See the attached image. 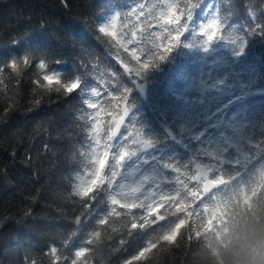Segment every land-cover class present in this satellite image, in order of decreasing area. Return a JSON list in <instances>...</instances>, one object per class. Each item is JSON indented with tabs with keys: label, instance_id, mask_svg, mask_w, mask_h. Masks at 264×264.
I'll use <instances>...</instances> for the list:
<instances>
[{
	"label": "trees",
	"instance_id": "obj_1",
	"mask_svg": "<svg viewBox=\"0 0 264 264\" xmlns=\"http://www.w3.org/2000/svg\"><path fill=\"white\" fill-rule=\"evenodd\" d=\"M137 2L142 0H67L66 4L63 0H0V62L28 55L37 62L46 60L49 71L71 78L83 73L79 60L82 50L87 49L93 63L95 58L99 59L102 70L122 73L112 67V50L106 38L101 36L96 40V24L106 20L112 12ZM148 2L156 3L157 0ZM217 2L234 10L231 22L235 23L243 21L246 5L255 8L261 0ZM230 38L226 31L224 37L206 44L199 33L198 22L193 21L166 58L142 74L150 84L149 98L142 104L146 114L177 117L178 131L188 116L193 117L192 130L186 140L192 151L180 156L179 164L192 160L190 154H195L196 149L203 153L219 148L226 159L237 155L235 150L225 153L219 142L220 134L210 127L206 129L200 121L204 116L201 93L206 76L223 82L230 92L224 108L214 106L215 113L220 112L225 123H242L256 135L264 125V33L246 34L243 51ZM57 60L59 64L55 63ZM171 60L178 61L176 69H167ZM199 61L210 64L198 70ZM22 71L25 74L19 85L13 78L14 73L6 72L0 77L4 81L0 84V264H31L32 261L49 264V259L43 255L47 247L59 242L66 230H75L66 203L68 179L75 167L68 159V150L73 144L79 146L85 137L78 127L82 122L76 119L83 97L77 98L74 94L58 99L55 93L35 88L33 81L42 76V70L33 65L22 66ZM121 79L126 85V76ZM190 81L197 84L194 92H187ZM111 83L114 86V80ZM129 96L133 94L129 92ZM41 97V105L37 108L35 101ZM9 106L15 111L6 114ZM44 144H49L53 151L44 153ZM230 147L235 149L234 145ZM29 152L33 156L31 164L25 159ZM4 168H7L6 173H3ZM148 173L143 170L144 175ZM169 180L162 182L161 187L171 183ZM213 195L219 199L224 192L198 194L195 201L186 197L185 202L190 205L188 211L193 215L181 227L175 244L153 250L150 264H188L189 253L202 243L192 230H201L198 227L201 217L207 219L204 206L211 208ZM29 210L33 213L31 216L26 215ZM172 212L174 209L165 214L161 209L164 220L131 237L126 234L127 221H115L112 227L117 232L102 235L90 264H119L148 239H154L177 223V217L184 218V214L173 215ZM63 214H68V218ZM189 236H192L190 243ZM121 239L126 241L123 246Z\"/></svg>",
	"mask_w": 264,
	"mask_h": 264
},
{
	"label": "snow or ice",
	"instance_id": "obj_2",
	"mask_svg": "<svg viewBox=\"0 0 264 264\" xmlns=\"http://www.w3.org/2000/svg\"><path fill=\"white\" fill-rule=\"evenodd\" d=\"M63 2L66 4L67 0ZM234 14L232 8L224 7L217 0H157L151 4L142 0L112 12L106 20L96 24V40L101 36L106 38L111 55L123 69L122 73L102 70L99 59L95 58L93 63L87 49L82 50L79 60L83 73L71 78L49 71L46 60L37 62L28 55L0 62V77L6 72L9 75L14 73L13 78L18 85L25 74L22 66L35 65L43 72L33 81L35 88L44 93H55L58 99H67L74 94L77 98L83 97L76 119L82 122L78 127L85 137L79 146L73 144L68 150V159L75 167L68 179L66 203L75 230H66L59 242L47 247L43 255L49 259V264H90L102 235L117 232L112 227L117 220L127 221L126 234L131 237L158 220H164L161 209L165 214L173 209V215L184 214V218L177 217L178 222L163 230L162 234L148 239L134 254L119 261V264H150L153 250L177 242L181 227L193 215L188 211L190 205L186 204V197L195 201L199 198L200 189L203 193L223 190L224 195L219 199L211 196V208L204 206L207 219L202 216L198 225L201 230H192L197 240L215 232L234 209L250 208L253 203L264 204V125L256 135L242 123H225L221 113H215L211 120L217 126L223 151L235 150L237 155L226 159L217 148L205 151L202 158H194L186 164L169 161L163 166L170 174L171 183H164L161 187L169 176L149 177L143 174L144 168L155 163L153 142L144 135L141 127L130 121V89L121 79L123 76L139 77L163 61L193 21L198 22L199 33L206 44L224 37L227 31L232 37L229 40L243 51L246 34L264 33V0L255 8L246 5V16L242 22L232 23ZM125 55L127 61L122 58ZM111 80L118 82L113 86ZM3 83L0 79V84ZM42 98L35 101L37 108ZM12 111L15 108L9 106L6 114ZM42 151L49 153L53 149L44 144ZM25 159L31 164L32 154L27 153ZM6 172L7 168H4L3 173ZM191 181L195 182L194 188L189 187ZM32 214L31 210L26 213L27 216ZM63 215L68 218V214ZM188 240L190 243L192 236ZM125 243L124 239L120 240L121 246Z\"/></svg>",
	"mask_w": 264,
	"mask_h": 264
},
{
	"label": "clouds",
	"instance_id": "obj_3",
	"mask_svg": "<svg viewBox=\"0 0 264 264\" xmlns=\"http://www.w3.org/2000/svg\"><path fill=\"white\" fill-rule=\"evenodd\" d=\"M188 264H264V204L231 211L189 253Z\"/></svg>",
	"mask_w": 264,
	"mask_h": 264
},
{
	"label": "flooded vegetation",
	"instance_id": "obj_4",
	"mask_svg": "<svg viewBox=\"0 0 264 264\" xmlns=\"http://www.w3.org/2000/svg\"><path fill=\"white\" fill-rule=\"evenodd\" d=\"M130 78H131L132 83H133V81L135 79H137V77H135V78L130 77ZM139 81H144V80L142 78V80H139ZM133 86H134V84H133ZM129 119H130V121L133 124L141 127L143 132H144V135L152 140V142H153L152 145L154 146L152 148V150H153V158H154L155 161H156V155H157L156 151L162 149L160 147V143H161V144L165 145V149H166V160H165V163H167L169 161H174V162L177 163V161H178L177 151L175 150V147L173 146V142H171V141L169 142L167 139H163L161 141H158L157 139H155L154 137H151L148 134V130L153 131L155 129H159V128L162 127V122L159 119V117H157V116H145V115L141 116V115H132V114H130L129 115ZM146 119H149V121L145 122L144 120H146ZM137 120H139V122ZM140 120H142V122H140ZM168 126L172 127V126H170V124H168ZM133 161H135V157H133ZM132 167H135V164H133ZM144 169H146V168H144ZM169 175H170L169 172L166 171V169L163 167L162 171L158 170V174L155 173L154 175H152L150 177H153V176H158V177L159 176H169ZM149 182H151V180H149Z\"/></svg>",
	"mask_w": 264,
	"mask_h": 264
},
{
	"label": "water",
	"instance_id": "obj_5",
	"mask_svg": "<svg viewBox=\"0 0 264 264\" xmlns=\"http://www.w3.org/2000/svg\"><path fill=\"white\" fill-rule=\"evenodd\" d=\"M138 89L140 90V92L142 93V94H144V91H145V84H142V85H140L139 87H138ZM222 95V91L220 92V96ZM216 128H217V126H216Z\"/></svg>",
	"mask_w": 264,
	"mask_h": 264
},
{
	"label": "rangeland",
	"instance_id": "obj_6",
	"mask_svg": "<svg viewBox=\"0 0 264 264\" xmlns=\"http://www.w3.org/2000/svg\"><path fill=\"white\" fill-rule=\"evenodd\" d=\"M220 108H222V106Z\"/></svg>",
	"mask_w": 264,
	"mask_h": 264
}]
</instances>
